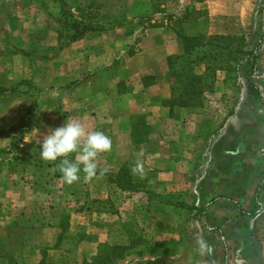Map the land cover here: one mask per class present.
Instances as JSON below:
<instances>
[{"label":"rangeland","instance_id":"obj_1","mask_svg":"<svg viewBox=\"0 0 264 264\" xmlns=\"http://www.w3.org/2000/svg\"><path fill=\"white\" fill-rule=\"evenodd\" d=\"M205 1L0 0V264H34L41 258L42 264H55L59 252L53 239L59 226L65 238L75 235L83 241L86 235L75 229L88 224L101 228L97 231L101 246L89 249L85 262L78 258L68 264H94L97 258H108L112 264H179L180 252L194 261V250L204 249L208 264H222L219 246L210 243L220 231L194 236L192 215L181 209L187 204L170 191L171 183L160 184L151 167H143L142 177L133 173L142 189L132 192L115 183L124 167L98 165L108 171L91 180L81 172L80 180L69 185L59 171L60 161L40 156V141L65 124L58 118L63 109L76 107L66 100L75 94L77 75L67 67H75L68 63L76 57L74 52L61 54L78 41L73 40L76 32L106 37L103 43L115 46L118 61L138 53L146 34L162 28L201 36L205 46L193 60L197 72L202 65L207 68L202 75L205 94L226 76L246 80L249 60L240 52L254 50L260 37H235L233 49H223L229 42L208 34ZM37 15L47 19L36 22ZM258 17L264 18L263 2ZM23 45L27 49L20 48ZM181 66L176 64V71ZM226 68L233 70L228 74ZM256 95L260 96L257 88ZM52 113L56 119L47 117ZM75 157L73 153L69 158ZM194 215L199 217L197 224L205 223L203 209ZM71 245L68 239L63 249L71 250Z\"/></svg>","mask_w":264,"mask_h":264},{"label":"crops","instance_id":"obj_2","mask_svg":"<svg viewBox=\"0 0 264 264\" xmlns=\"http://www.w3.org/2000/svg\"><path fill=\"white\" fill-rule=\"evenodd\" d=\"M262 2L205 1L210 36L260 37L259 69L247 77L252 66L246 64V80L222 78L205 94L200 109L176 108L171 115L168 60L184 55L183 42L172 29L147 33L138 53L119 61L115 46L111 49L110 43H103L106 37L93 33L61 53L74 52L76 57L68 63L75 67H67L72 76L77 75L75 94L66 96L76 107H65L58 118L64 123L74 119L88 131L103 132L111 139V151L97 158L100 167L106 163L111 168L138 163L151 167L160 184L171 183L170 191L182 196L187 206L203 209L205 223L198 226L201 231H220V237L215 242L210 238V243L219 246L222 264H264V18L258 17ZM206 70L202 65L198 73ZM65 91L72 92L68 87ZM100 229L79 226L75 231L86 235L79 241L75 235L65 238L59 226L53 239L59 252L54 263L88 260L89 249L101 246ZM68 239L71 250L63 249ZM194 251V261L188 260L191 255H176L179 264H208L205 249Z\"/></svg>","mask_w":264,"mask_h":264},{"label":"trees","instance_id":"obj_3","mask_svg":"<svg viewBox=\"0 0 264 264\" xmlns=\"http://www.w3.org/2000/svg\"><path fill=\"white\" fill-rule=\"evenodd\" d=\"M202 3L205 0H200ZM76 30V29H75ZM178 37L182 40L184 45V55L182 56H174L170 57L168 60L169 64V75L168 79L173 84L172 87V99L169 101L168 105L171 109V115H173V111L176 108L193 110L200 109L204 106L205 93L206 89L203 82V77L201 74L197 72V64L193 60V57L198 55L200 49L205 46L204 37L201 36H187L181 33H177ZM85 35V33L77 34L73 37V40H80ZM213 40L227 41L230 43H234L237 38L233 37H225V36H214ZM258 47L257 45L254 50L251 51H242L243 55L247 56L249 64L252 66V72L248 74L250 77L255 71L257 72L259 69V55H258ZM222 48V47H221ZM223 49H233V45L224 46ZM182 63L181 70L176 71V64ZM176 79V81H173ZM146 81H152V78H146ZM147 86V83L145 84ZM133 172L129 166H125L117 175L116 184L126 191H138L142 188L138 186L132 178ZM183 210H187L191 213L190 222L193 225L192 231L194 236L197 237L200 235V228L196 222L199 218L194 214L197 213L198 209L195 207H189L184 205L181 207ZM207 247H209L207 245ZM94 264H112V261L108 258L99 259L97 258Z\"/></svg>","mask_w":264,"mask_h":264},{"label":"clouds","instance_id":"obj_4","mask_svg":"<svg viewBox=\"0 0 264 264\" xmlns=\"http://www.w3.org/2000/svg\"><path fill=\"white\" fill-rule=\"evenodd\" d=\"M111 148L112 141L103 132L88 131L79 121H66L63 126L51 129L40 141V156L45 161L59 160L62 178L71 185L80 180L81 172L87 180L106 173L107 168H98L97 157ZM73 153L76 154L74 160L69 158ZM132 171L142 177L143 165L138 163Z\"/></svg>","mask_w":264,"mask_h":264}]
</instances>
